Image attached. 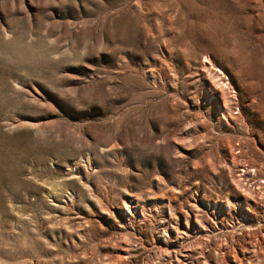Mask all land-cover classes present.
<instances>
[{
	"label": "rangeland",
	"instance_id": "rangeland-1",
	"mask_svg": "<svg viewBox=\"0 0 264 264\" xmlns=\"http://www.w3.org/2000/svg\"><path fill=\"white\" fill-rule=\"evenodd\" d=\"M238 174L264 180V0H0V264H264Z\"/></svg>",
	"mask_w": 264,
	"mask_h": 264
},
{
	"label": "bare ground",
	"instance_id": "bare-ground-1",
	"mask_svg": "<svg viewBox=\"0 0 264 264\" xmlns=\"http://www.w3.org/2000/svg\"><path fill=\"white\" fill-rule=\"evenodd\" d=\"M207 59H205V60H203V63H201L202 65H203V69H204V71H206L205 72V78H209L210 80H211V82H212V84L216 87V88H218V90H219V92H220V94L222 95V97H223V100H224V103H225V110H226V112H227V110H228V112H229V109H231V99H230V93H229V91H228V88H230L229 87V82H226V80H224V78H225V75H224V78H223V76L222 75H220V74H224V72L220 69V68H218V67H216L215 65H213V63L212 62H210L209 60H211V59H209L208 60V57H206ZM209 63V66L207 65ZM232 87V86H231ZM231 90V89H230ZM232 97V96H231ZM233 105V104H232ZM234 157V159H235V161H233V163H234V165H236V163H237V160H238V155L236 154V155H234L233 156ZM246 160V159H245ZM248 163V162H247ZM230 164V163H229ZM231 167V166H230ZM248 167V166H247ZM231 169H233V167L231 168ZM240 171V170H239ZM236 175V174H235ZM233 176V180H234V182L237 184V186H239V187H245L244 189L245 190H248L249 189V192H250V194H255L256 196L258 195H260V196H262V198H264V192H261L262 191V189L261 188H264V180L263 181H261L260 182V186L258 187V188H254V190H253V188H252V186L250 185L249 187H247V185H248V183L246 182V184H245V182H244V180L246 181V180H248V181H250V179L251 178H249V174H238L237 176ZM243 176V177H242ZM261 180V179H260ZM248 188V189H247ZM259 189H261V191H258ZM246 196V195H245ZM244 196V197H245ZM251 197V196H250ZM246 198V200L248 199V197L246 196L245 197ZM258 201V200H257ZM261 201H263V200H261ZM198 221L200 222V224L203 226V227H205L206 226V222H205V220L204 219H199L198 218ZM207 227V226H206Z\"/></svg>",
	"mask_w": 264,
	"mask_h": 264
},
{
	"label": "built area",
	"instance_id": "built-area-1",
	"mask_svg": "<svg viewBox=\"0 0 264 264\" xmlns=\"http://www.w3.org/2000/svg\"><path fill=\"white\" fill-rule=\"evenodd\" d=\"M237 144L240 145V143H237ZM242 171H244V169Z\"/></svg>",
	"mask_w": 264,
	"mask_h": 264
}]
</instances>
